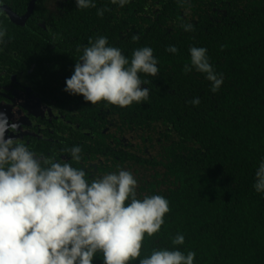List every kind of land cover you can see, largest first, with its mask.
Returning a JSON list of instances; mask_svg holds the SVG:
<instances>
[{"label":"trees","instance_id":"obj_1","mask_svg":"<svg viewBox=\"0 0 264 264\" xmlns=\"http://www.w3.org/2000/svg\"><path fill=\"white\" fill-rule=\"evenodd\" d=\"M31 1L0 0V6L24 17ZM95 4L77 9L75 0H37L23 25L0 8L7 28L0 55L15 52L19 69L46 74L42 63L53 61L57 53L63 54V62L71 55L67 62H73L75 54L82 55L76 49L87 46L89 38L106 36L129 59L134 49L151 47L159 73L140 74L149 82L141 86L151 89L148 100L129 107L105 102L106 109L126 119L125 133L142 128L151 148L140 158L125 155L132 162L127 168L121 155L113 156L106 135L92 148V156L110 151L109 172L123 168L134 174L138 198L161 195L169 201L165 223L159 233L146 235L141 258L153 249L172 248L179 233L185 244L177 247L185 254L194 251L195 264H264V193L253 187L264 160V4L230 9L218 22L209 20L218 12L194 0ZM97 9L107 11L101 17ZM185 24L193 30L185 31ZM133 36L139 39L133 41ZM169 46L178 52L166 51ZM193 46L207 48L213 68L223 74L216 93L204 74L183 71ZM195 98L199 105L190 103ZM84 150L90 156L91 148ZM93 264H103L102 254Z\"/></svg>","mask_w":264,"mask_h":264},{"label":"clouds","instance_id":"obj_2","mask_svg":"<svg viewBox=\"0 0 264 264\" xmlns=\"http://www.w3.org/2000/svg\"><path fill=\"white\" fill-rule=\"evenodd\" d=\"M77 9L95 8V0H75ZM124 7L131 0H110ZM181 4L187 0H179ZM107 9H97L103 16ZM3 13L0 12V15ZM192 31L191 24L183 25ZM7 28L0 20V52H3ZM133 41L139 39L133 36ZM81 52V48L76 49ZM166 51L177 53L175 46ZM193 70L205 75L216 93L224 83L210 63L205 47L189 49ZM159 61L149 46L136 48L131 58L119 47L111 46L106 36L89 38L74 71L66 79L65 91L83 96L86 102H101L129 107L148 100V81L140 74L157 76ZM199 105V98L190 101ZM20 125L10 123L0 112V264H93L102 254L103 264H195L194 251L182 252L185 237L172 238V248L153 249L141 258L145 237L159 233L170 211L169 201L161 195L138 198V181L123 168L106 172L91 181L86 172L73 163L81 161L82 148L65 149L70 161L38 156L23 139L6 138L18 133ZM264 193V160L255 172L253 185Z\"/></svg>","mask_w":264,"mask_h":264},{"label":"flooded vegetation","instance_id":"obj_3","mask_svg":"<svg viewBox=\"0 0 264 264\" xmlns=\"http://www.w3.org/2000/svg\"><path fill=\"white\" fill-rule=\"evenodd\" d=\"M194 1L205 4L210 12H218L216 19H209L217 22L224 20L230 9L244 11L264 4V0ZM50 40H53L52 37ZM57 47L56 42L53 48L57 50ZM17 57L15 52L0 55L3 58V63H0V112L7 115L10 123L20 125L17 134L7 132L6 138L23 139L38 156H52L66 161L71 158L65 149L80 146L82 158L78 164L73 163V167L83 170L88 167L86 173L89 181L109 172L110 163L106 156L110 151L116 159L117 155L123 157L124 168L132 163L126 161L125 155L140 158L148 153L151 146L142 128H128L126 134V119L120 117L118 112L106 109L105 102L91 105L83 96L70 95L65 91L66 79L71 77L79 55L75 54L73 62H67L71 59L70 55L66 63L63 62V54L60 56L57 53L53 61L42 63L43 67L48 68L46 74L28 68L19 69L20 60H16ZM64 63L66 70H63ZM102 134L108 138L110 151L106 149L92 156V148ZM86 146L91 148L90 156L84 150ZM119 164L121 166L122 162L119 161Z\"/></svg>","mask_w":264,"mask_h":264},{"label":"water","instance_id":"obj_4","mask_svg":"<svg viewBox=\"0 0 264 264\" xmlns=\"http://www.w3.org/2000/svg\"><path fill=\"white\" fill-rule=\"evenodd\" d=\"M36 1L37 0H32L31 1L30 5H29V8H28V11H27V14L24 17H19L18 15L13 13V11L11 9L7 8L6 6H0V8L2 10H4L10 16L12 21H14L15 23H17L19 25H23L24 22L26 21V19L29 18L30 15L32 14V12L34 10V7H35Z\"/></svg>","mask_w":264,"mask_h":264}]
</instances>
